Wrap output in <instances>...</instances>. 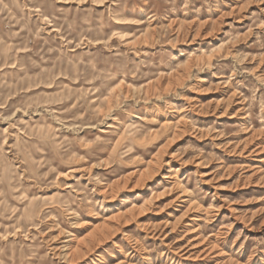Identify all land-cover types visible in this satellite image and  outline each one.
<instances>
[{
  "label": "rangeland",
  "instance_id": "obj_1",
  "mask_svg": "<svg viewBox=\"0 0 264 264\" xmlns=\"http://www.w3.org/2000/svg\"><path fill=\"white\" fill-rule=\"evenodd\" d=\"M0 264H264V0H0Z\"/></svg>",
  "mask_w": 264,
  "mask_h": 264
}]
</instances>
